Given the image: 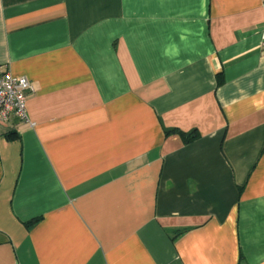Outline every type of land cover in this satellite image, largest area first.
I'll use <instances>...</instances> for the list:
<instances>
[{
    "label": "crops",
    "instance_id": "0c3cea01",
    "mask_svg": "<svg viewBox=\"0 0 264 264\" xmlns=\"http://www.w3.org/2000/svg\"><path fill=\"white\" fill-rule=\"evenodd\" d=\"M263 31V0H0L34 87L0 124V264H264Z\"/></svg>",
    "mask_w": 264,
    "mask_h": 264
},
{
    "label": "built area",
    "instance_id": "2783aa9c",
    "mask_svg": "<svg viewBox=\"0 0 264 264\" xmlns=\"http://www.w3.org/2000/svg\"><path fill=\"white\" fill-rule=\"evenodd\" d=\"M264 2V0H263ZM261 49L264 53V31ZM34 93L32 83L26 77L14 76L7 68L0 66V124H30L27 115V101Z\"/></svg>",
    "mask_w": 264,
    "mask_h": 264
},
{
    "label": "trees",
    "instance_id": "16d2710c",
    "mask_svg": "<svg viewBox=\"0 0 264 264\" xmlns=\"http://www.w3.org/2000/svg\"><path fill=\"white\" fill-rule=\"evenodd\" d=\"M221 84H223V81L221 80L220 76H218V85L220 86ZM165 133L167 136L172 135V134L180 135L183 141L185 142V144H189L199 138V134L197 133V131H192L190 133H184L177 129H166ZM13 135L14 134H11L10 136L12 137ZM37 221L38 219L33 221L31 224H34Z\"/></svg>",
    "mask_w": 264,
    "mask_h": 264
}]
</instances>
